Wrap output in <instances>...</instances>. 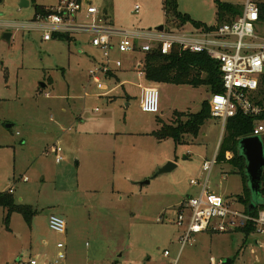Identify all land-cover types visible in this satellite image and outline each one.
<instances>
[{
    "label": "rangeland",
    "instance_id": "obj_1",
    "mask_svg": "<svg viewBox=\"0 0 264 264\" xmlns=\"http://www.w3.org/2000/svg\"><path fill=\"white\" fill-rule=\"evenodd\" d=\"M27 1L20 7L21 0H0V191L13 186L15 200L21 196L19 203L31 205L33 228L19 213L11 214L6 225L0 207V264H19L29 257L38 264H171L175 258V264H210V257L215 264L225 258H233L231 264H264V246L254 241L264 244V237L241 231H202L180 249L181 229L174 224L177 208L199 190L190 179L204 182L207 173L201 164L218 154L224 131L214 117L204 122L195 138L185 136L180 144L158 140L152 131L159 127L157 115L169 123L175 111L198 112L209 98L208 88L158 84L156 114L140 109V91L154 83L138 77L137 71L120 73V80L103 79L107 90L126 80L104 95L88 82L93 58H101L91 37L80 33L72 39L42 40V30L33 20L35 4L46 7L58 0ZM80 1L97 6L113 28L135 35L136 44L141 42L137 36H151L160 25L176 32L192 29L189 23L177 26L165 13L163 0ZM222 1L240 10L243 0ZM136 3L139 11L134 10ZM178 10L216 24L213 0H178ZM4 33L10 34L9 40ZM116 55L122 69L133 61L135 68L143 65V53ZM63 109L81 117L82 129L111 135L102 157L94 159L84 142L73 138L75 128L68 117L61 119ZM53 144L62 149L59 163L49 151ZM168 161L175 167L155 176ZM241 183L233 164L225 160H218L208 177V189L234 199L231 207L236 208L242 207L236 203ZM62 209L66 229L59 234L49 228L47 214ZM58 242L64 245L65 258L55 263Z\"/></svg>",
    "mask_w": 264,
    "mask_h": 264
},
{
    "label": "built area",
    "instance_id": "obj_2",
    "mask_svg": "<svg viewBox=\"0 0 264 264\" xmlns=\"http://www.w3.org/2000/svg\"><path fill=\"white\" fill-rule=\"evenodd\" d=\"M262 0H243L239 14L229 22L213 25L212 30L192 28L190 31L179 32L164 29L146 37L137 36L141 42L135 43V35L112 27L107 16L100 9L87 2L79 0H58L57 4L46 7L47 13L36 14L34 23L42 30V40L48 41L54 34L76 35L85 33L91 37V45L100 51L101 58L88 71V80L97 90L108 93L103 83L114 69L122 66L121 59L113 56L114 52L143 53L159 49L162 54H168L176 45L190 52H205L211 59L219 62L223 91L209 95L208 101L211 116L218 119L221 130H224L228 118L237 112L254 117L253 129L249 136H261L264 140V120L258 119L264 105L254 102L260 87V79L264 74V32L259 19V3ZM136 3L134 10L139 11ZM84 16L80 18L81 12ZM119 37L118 42L114 38ZM140 67V65H139ZM142 67V66H141ZM138 77L144 76L142 69L137 71ZM87 95V92H85ZM142 112L156 114L159 112V91L154 86L144 87L140 98ZM49 151L54 154L55 162L59 163L62 149L53 144ZM232 153L227 151L224 160L229 161ZM217 162V153L210 160L202 162V170L207 173L204 182L200 184L195 195L186 197L177 208L174 224L181 229L179 237L180 249L193 240L195 234L202 231L233 232L250 228L254 235L264 237V209H258L255 214L248 212L243 204L236 201L241 208L231 207V201L208 189V177ZM27 180V177H23ZM190 184H198L191 180ZM9 192H12L10 189ZM49 228L59 234H64L66 224L62 216L52 214L48 217ZM259 246H264L255 239ZM59 251L55 263L65 258L63 243H58ZM163 255L169 256L164 250ZM176 258L171 264H175ZM19 264H25L19 262ZM27 264H36L35 259H29ZM210 264H215L211 258Z\"/></svg>",
    "mask_w": 264,
    "mask_h": 264
},
{
    "label": "trees",
    "instance_id": "obj_3",
    "mask_svg": "<svg viewBox=\"0 0 264 264\" xmlns=\"http://www.w3.org/2000/svg\"><path fill=\"white\" fill-rule=\"evenodd\" d=\"M214 4L216 25L231 21L241 10H239L238 6L222 0H214ZM163 9L166 14L172 15L173 22L177 26L189 23L196 29L212 30L213 28V25L209 26L203 22L196 21L188 14L180 12L178 10V0H163ZM34 10L35 15L47 13L45 6L42 5L35 4ZM258 10L261 25L264 26V0L259 3ZM53 38L70 39V36L67 34H54ZM141 69L144 78L149 83L190 85L192 87L206 86L210 94L223 91L219 62L211 59L205 52H190L180 49L176 45L171 48L168 54H162L159 49H153L144 54ZM254 102L264 105V74L261 76L260 87ZM181 116H184L185 120H182ZM210 118H212L210 104L205 99L202 101L198 112L175 111L169 123H164L157 117L156 121L159 127L152 131V135L158 140L172 139L175 144L184 143L185 136L195 138L200 127ZM258 119L264 120V110L258 116ZM253 121L254 117L243 115L240 112L227 119L219 145L217 161H224V154L227 151L232 153V158L228 162L233 164L242 182V194L237 195L236 198L238 202L245 206L248 212L255 214L258 209H264V173L261 187L263 201L254 209L249 210L250 191L246 186L243 173L245 161L238 151L239 140L250 135L253 129ZM0 207L5 212L4 223L6 225L9 223L12 213H19L26 223L30 222L34 214V210L30 205L16 202L9 191L0 192ZM237 231L243 232L245 236L251 233L250 228Z\"/></svg>",
    "mask_w": 264,
    "mask_h": 264
},
{
    "label": "water",
    "instance_id": "obj_4",
    "mask_svg": "<svg viewBox=\"0 0 264 264\" xmlns=\"http://www.w3.org/2000/svg\"><path fill=\"white\" fill-rule=\"evenodd\" d=\"M27 0H21L20 7L27 6ZM158 31L163 30V26L160 25L156 28ZM3 38L5 40H9L10 34L4 33ZM41 86H44L41 83ZM6 127H10V124H7ZM238 151L239 154L244 158V177L246 186L250 191V204L249 210L254 209L258 205H260L263 201L261 195V187H262V176L264 173V140L261 136H247L243 137L239 140L238 143ZM175 167L174 162L168 161L163 166H161L155 176L168 172ZM145 181V183H147ZM259 244L258 242H255ZM231 258L223 259L220 264H231Z\"/></svg>",
    "mask_w": 264,
    "mask_h": 264
},
{
    "label": "crops",
    "instance_id": "obj_5",
    "mask_svg": "<svg viewBox=\"0 0 264 264\" xmlns=\"http://www.w3.org/2000/svg\"><path fill=\"white\" fill-rule=\"evenodd\" d=\"M213 3H214V0H213ZM42 6H44V5H42ZM50 6H53V5H47L46 7H50ZM45 7V8H46ZM181 12V11H180ZM189 15V14H188ZM190 16V15H189ZM107 19H108V21H110V19L108 18V16H107ZM196 21H200V20H196ZM200 22H203V21H200ZM110 23H111V21H110ZM204 23V22H203ZM206 24V23H205ZM207 25H209V26H211V24H207ZM213 25V24H212ZM164 28V27H163ZM191 28H193V27H191ZM126 33H128V34H130L129 32H126ZM68 35V34H67ZM70 36V39H72L74 36H72V35H69ZM116 54H119V53H117V52H114V54H113V56L114 57H116V58H118L117 57V55ZM97 60L96 59H94L93 58V60H92V63L94 64L95 62H96ZM138 61H140L139 59H138ZM135 61H133V63L131 64V66L128 68V69H122V66L120 67V68H116V69H114L113 71H112V73L109 75L110 77H112L113 79H116V80H120L119 79V74L120 73H129V72H136V71H138L139 69H141L142 67L140 66L139 67V64L137 65V68H135ZM122 70V71H121ZM136 75H137V72H136ZM138 76V75H137ZM52 82V81H51ZM88 82H89V80H88ZM126 82V80H121L120 81V83L118 84V85H122V84H124ZM118 85H116V86H113L112 88H109V90H108V93L109 92H111L112 90H114V89H116L117 87H118ZM138 85H140V84H138ZM157 85L158 84H150V85H147V86H145V87H148V86H154V87H156L157 88ZM42 87H46V84H44V86H42ZM144 88V87H143ZM143 88H142V90H143ZM85 92H87L86 91V88H83V95L84 96H86V94H85ZM141 94H142V91H140V97L139 98H141ZM96 95V94H95ZM100 96H102V95H100ZM140 100V99H139ZM69 111H70V113H72V116H69V114H67V111L65 110V109H63V115L61 116V119L62 120H67V117H68V120H70V122L68 123L69 125H72V126H74V128H75V130L73 131L74 132V135H73V138L74 139H76L77 141H83L84 142V144H85V146L87 147V148H89L90 150L89 151H87L88 153H90L91 155H93L94 156V159H98L99 158V156L100 157H102L103 155H104V151H103V147L105 146V144H107V142H109V140H111L110 138H111V135H109V133L107 132V131H102V132H97V131H87V130H84V129H82L81 127H80V125H82L81 123H82V121H81V117H77V116H75L76 114L71 110V109H69ZM159 118V119H161L160 118V116H156L155 117V119L156 118ZM76 118H77V121H76ZM78 119H80V121H78ZM11 126V125H10ZM71 126V127H72ZM68 129H70V127L68 126ZM157 129V128H156ZM155 129V130H156ZM154 131V130H153ZM17 134H18V132H17ZM113 139L115 138V136H113L112 137ZM68 140H69V138H67L66 139V143H64V145H65V149H66V151H70L71 150V146L69 145V143H68ZM99 149V150H98ZM61 154H62V152H61ZM125 155V154H124ZM124 155H122L121 154V157H123ZM205 160H207V159H205ZM204 161V160H203ZM77 165H79V162H77ZM201 166H202V164H201ZM202 169V168H201ZM24 177H26V176H24ZM13 179H15V176L13 175V177H12ZM24 180V179H23ZM192 179H190V181H191ZM145 183V182H144ZM198 184H196L198 187H200V182H197ZM192 185V184H191ZM12 190V196H13V193H14V188H13V186H10L9 188H7V189H5V190H2V191H0V192H3V191H9V190ZM198 192V191H197ZM189 196H191V195H189ZM14 197V196H13ZM188 197V196H187ZM15 199V198H14ZM22 199V197L21 196H19V198H18V200L16 201V202H18L19 200H21ZM29 205V204H28ZM31 206V205H30ZM64 212H65V210L64 209H62V211H60L59 213H52V212H49L48 214H47V222H48V217L50 216V215H52V214H56V215H59V216H61L62 214H64ZM13 214V213H12ZM28 224V227H29V229L31 230L32 228H33V217L31 218V220H30V222L29 223H27ZM30 243V242H29ZM45 243V242H44ZM58 243H61V242H58ZM57 243V244H58ZM29 246H31V245H29ZM57 246V245H56ZM63 248H64V245H63ZM58 249V248H57ZM166 250V249H165ZM58 251H59V249H58ZM36 256H38L39 255V253H37L36 252V254H35ZM211 258L212 257H210V260H211ZM29 259H35V258H31V257H29ZM36 260V259H35ZM29 261V260H28ZM27 261V262H28ZM21 262H23V261H21ZM27 262H23V263H25V264H27ZM214 262H215V260H214ZM36 264H38L37 263V260H36Z\"/></svg>",
    "mask_w": 264,
    "mask_h": 264
}]
</instances>
